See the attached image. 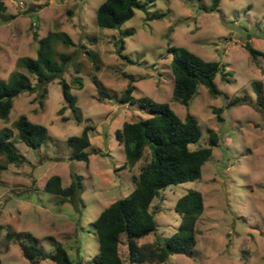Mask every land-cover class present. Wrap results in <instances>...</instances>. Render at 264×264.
Wrapping results in <instances>:
<instances>
[{"label":"rangeland","instance_id":"374dc122","mask_svg":"<svg viewBox=\"0 0 264 264\" xmlns=\"http://www.w3.org/2000/svg\"><path fill=\"white\" fill-rule=\"evenodd\" d=\"M3 1L1 78L8 80L14 70H25L19 57L35 56L37 39L48 30L65 31L73 43L65 45L60 35L52 40L53 57L58 59L60 52H66L70 58L61 74L47 82L42 104L36 91L25 89L13 97L8 119L0 118V130L10 131V141L25 156L15 164L0 153V264L27 263L18 241L4 237L10 228L29 231L32 236L25 240L45 250L60 242L73 261L97 264L92 261L98 251L93 221L110 202L133 188L131 175L142 163V158L132 166L125 163L115 129L124 120L151 113L136 102L98 99L97 88L120 92L130 77L132 95L167 101L181 117L193 113L202 130L201 142L208 139L207 128L216 131L218 142L202 164L200 176L160 188L149 206L156 227L137 239L151 247L162 241L178 224L176 199L187 189H198L204 209L196 221L197 240L190 254L175 252L164 261L153 257L127 264H264V106L256 102L252 86L253 80H260L264 90V0H219L218 10L207 8L211 0H146L148 10L165 13L161 18L145 19L144 11L136 8L121 25L132 30L124 36L122 49L131 61L116 50L119 29L95 22V10L102 0ZM246 42L263 53L252 58ZM168 44L183 45L205 59L224 62L230 70L229 80L217 73L218 94L211 95L199 83L189 102L181 103L172 93ZM74 75L82 81L80 87L72 84L70 88L79 121L69 107L58 113L64 103L59 79L69 81ZM234 96L245 99L227 104ZM218 107L221 119L214 111ZM22 113L48 128L47 137L37 147L17 135L14 122ZM86 124L90 125V143L85 147L88 161L71 159L66 139L79 134ZM70 171L81 175V202L60 200L59 194L44 189L45 180L54 173L61 176L62 184H68ZM119 248L124 255L122 242ZM36 264L58 263L44 258Z\"/></svg>","mask_w":264,"mask_h":264},{"label":"trees","instance_id":"16d2710c","mask_svg":"<svg viewBox=\"0 0 264 264\" xmlns=\"http://www.w3.org/2000/svg\"><path fill=\"white\" fill-rule=\"evenodd\" d=\"M218 3L219 0H211L207 8L218 10ZM136 8L144 11L145 19L161 18L165 13L163 10H148L146 0H102L95 10V22L98 26L119 29L116 50L127 59V54L122 52L124 36L132 30L122 28L121 25L134 14ZM0 9H5L3 0H0ZM59 35L65 45L73 43L65 31L56 34L48 30L45 35L38 37L35 56L19 57L18 60L25 70H14L8 80L0 77V118L8 119L13 97L22 90L36 91V98L42 104L47 92V82L61 74L70 58V53L66 52H60L58 59L53 57L52 40ZM33 36H36L35 31ZM244 46L252 58H255L257 53H263L250 42H246ZM166 50L171 54L172 93L183 104L189 102L199 83L204 84L211 95L218 94L220 90L214 80L217 73L222 79L229 80L227 75L230 70L218 59H205L183 45L168 44ZM132 80L133 77H130L126 87L120 92L97 88L98 99L128 104L136 102L151 112L144 117L124 120L121 126L115 129V136L124 149L125 163L132 166L140 158L142 163L138 171L131 175L133 188L126 195L110 202L93 221L98 251L92 256V261L97 264H127L133 261L144 263L153 257L164 261L170 253L190 254L197 240L196 221L204 209L203 196L198 189H187L176 199L174 208L179 212L180 218L175 229L162 241L151 247L139 243L137 239L156 227L153 210L149 209V206L152 199L159 194L160 188L200 176L202 164L212 154V147L218 142V135L213 128H207L208 139L201 142L202 130L193 113L186 112L181 117L167 101H158L147 95H132ZM59 82L64 103L59 107L58 113L69 107L79 121V108L70 88L72 84L78 87L82 85L80 76L74 75L69 81L61 77ZM252 86L256 102L264 106L261 81L253 80ZM243 99L245 96H234L227 104L242 102ZM220 110L221 107L214 109L219 119ZM14 125L19 139L29 146H39L48 135L45 124L30 120L23 113L17 117ZM89 127L90 125L86 124L79 134L67 137L66 141L71 147L69 158L88 161L89 152L85 147L90 143ZM10 135L8 129L0 130V153L8 162L19 164L25 156L12 144ZM70 177V182L64 185L59 174H51L45 180L44 189L59 194L60 200L81 202V175L70 171ZM26 236L32 235L29 231L11 228L7 229L4 235L6 240L18 241L21 254L27 259L26 264H36L44 258L58 264H80V260L73 261L69 257L67 249L60 242L54 244L50 250H45L41 245L26 241ZM121 242L126 247L124 255L119 248Z\"/></svg>","mask_w":264,"mask_h":264}]
</instances>
